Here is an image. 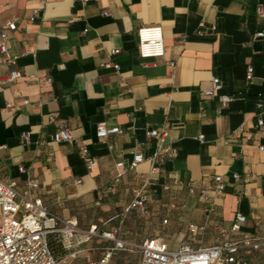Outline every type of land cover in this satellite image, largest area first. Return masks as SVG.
<instances>
[{"label": "crops", "instance_id": "crops-1", "mask_svg": "<svg viewBox=\"0 0 264 264\" xmlns=\"http://www.w3.org/2000/svg\"><path fill=\"white\" fill-rule=\"evenodd\" d=\"M33 8L39 12L31 21ZM8 20L17 28L5 41L11 61L0 54L2 181L60 218H75L81 229L119 227V236L136 244L154 236L169 248L264 236V123L257 126L264 122V36H254L264 32V0H0V32ZM154 25L162 28L165 54L141 58L137 29ZM113 48L119 52L110 55ZM213 76L221 89L202 94ZM220 94L230 96L224 107ZM58 122L72 130L71 142H49ZM100 124L123 133L98 138ZM152 128L166 130L163 145L173 157L153 163ZM81 145L96 161L91 169ZM135 152L143 160L134 169L115 167ZM117 171L115 192L96 203ZM30 180L37 186L28 187ZM142 185L144 215L126 210ZM236 212L244 222H235ZM108 244L92 238L72 263L97 260ZM120 252L124 264H138L139 252ZM134 253L136 263L127 260Z\"/></svg>", "mask_w": 264, "mask_h": 264}, {"label": "built area", "instance_id": "built-area-1", "mask_svg": "<svg viewBox=\"0 0 264 264\" xmlns=\"http://www.w3.org/2000/svg\"><path fill=\"white\" fill-rule=\"evenodd\" d=\"M86 1V0H85ZM258 13L262 12L261 8H257ZM39 12V8H33L29 19L33 21ZM16 24L13 20H8L0 32V54L4 62L9 63L11 57L7 50L6 39L7 32L16 30ZM213 29V27H211ZM137 50L141 58H158L165 54L166 47L163 41L162 28L159 25L142 26L137 29ZM256 37L264 36L263 31L256 32ZM119 52L118 48L110 50V55ZM106 65H112L118 68V64L108 62ZM9 78H17L19 73L16 70L8 74ZM253 76V67L247 66L245 78L251 80ZM47 80H50L49 78ZM222 87L219 77L211 78V86L202 90L204 95H213ZM219 100L221 107L226 106L230 100L227 94H220ZM24 102H27L26 100ZM7 106H11L8 104ZM263 120L257 121V126L263 125ZM122 128L118 126L106 127L103 124L97 126L96 136L105 138L109 134H122ZM148 139H154L156 150L152 155V161L155 163L163 157H173L175 150L170 146H164L166 136L165 129L152 128L146 131ZM21 137L28 141L29 132L24 131ZM201 137V136H200ZM73 132L62 122H58L55 130L50 136L49 142H71L73 140ZM247 139L249 136L246 137ZM39 143H45L40 140ZM111 148V146H109ZM263 146H259L262 149ZM79 152L88 169H91L96 161L90 155L88 147L81 145ZM143 160L140 152H135L132 159L125 164L118 161L115 164L117 169H134ZM156 167L152 165L151 172ZM121 172L117 171L112 182L105 188L103 192H99L96 203H98L105 194L115 192V182L120 177ZM237 177V174H234ZM79 181V180H78ZM215 192L221 193L224 189V183L221 176L216 175ZM28 187H36L37 183L30 180ZM164 189L167 188L165 185ZM190 193L194 192L192 186H188ZM200 196L207 202H211L210 196L204 189L200 190ZM134 209L140 215L147 213V194L145 185L140 186L134 191V196L127 206L126 210ZM246 217L236 212L234 220L236 223L244 222ZM216 229H220L215 226ZM198 228L194 224L188 225V232L196 234ZM119 227H113L108 230H98L96 224L90 225L87 229H81L75 218L63 219L56 214L50 212L39 198L31 197L27 192L20 194L11 183H6L0 179V264H73V258L76 254L88 249L85 245L92 238H100L108 241L109 244L102 249L101 255L97 260L88 259L85 264H111L114 255L120 251H137L140 254L138 264H248L242 255V251L246 249L258 250L264 247V236L254 238H246L244 240L232 241L225 237L223 240L210 246H191L189 244H181L176 248H169L167 242L158 236L145 238L140 244L129 242L119 236ZM56 235L61 243L66 257H56L48 245V236Z\"/></svg>", "mask_w": 264, "mask_h": 264}, {"label": "trees", "instance_id": "trees-1", "mask_svg": "<svg viewBox=\"0 0 264 264\" xmlns=\"http://www.w3.org/2000/svg\"><path fill=\"white\" fill-rule=\"evenodd\" d=\"M48 245L56 257L60 258L65 254V251L63 250L61 243L58 240V237L56 235H49L48 236ZM246 250H248V251H246ZM246 250H243L241 253H242L243 257L246 259V261L248 262V264H250V260L245 255L250 253L251 251L263 252L264 247H262L258 250H253V249H246ZM257 259H258V262H261V259H263V253L259 254Z\"/></svg>", "mask_w": 264, "mask_h": 264}, {"label": "rangeland", "instance_id": "rangeland-1", "mask_svg": "<svg viewBox=\"0 0 264 264\" xmlns=\"http://www.w3.org/2000/svg\"><path fill=\"white\" fill-rule=\"evenodd\" d=\"M121 229L122 231H124V227H121ZM66 253L67 251H65V254ZM262 253H263V259H261V262H258L257 258L259 254H262ZM245 256L248 257V259L250 260V264H264V251L263 252L251 251ZM127 260H129L130 262L136 263V261L138 260V253H134L133 255L129 256ZM112 264H124V253H121V252L116 253L112 259Z\"/></svg>", "mask_w": 264, "mask_h": 264}]
</instances>
